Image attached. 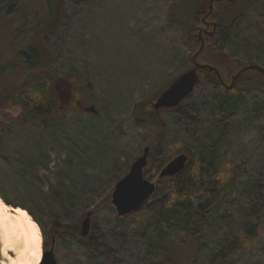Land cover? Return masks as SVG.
<instances>
[{"label": "rangeland", "instance_id": "1", "mask_svg": "<svg viewBox=\"0 0 264 264\" xmlns=\"http://www.w3.org/2000/svg\"><path fill=\"white\" fill-rule=\"evenodd\" d=\"M46 2L23 0L18 15L9 17L8 31L13 33L18 21L32 33L40 20L31 12L50 18ZM202 3L62 0L52 6L60 12L58 26L42 39L47 66L23 55L10 60L1 56L16 47L20 30L12 46L6 42L0 49V191L6 205L31 213L42 251L45 237L49 240L59 229L57 264H152L153 251L168 254L174 264H212L251 228L257 236L233 264H264V79L247 75L227 90L204 76L185 101L159 112L167 127L161 154L152 162L165 161L158 174L179 155L189 163L170 184L159 183L158 174L149 181L163 190L172 186L183 197H197L179 200L175 212H187L172 217L160 244L156 237L164 192L122 219L111 205L122 173L155 136L154 126L142 119L146 109L193 68L189 60L200 42L187 37L193 14L208 11L209 2L198 11ZM236 10H228L227 21ZM176 21L187 26L184 34L172 26ZM216 40L225 46L226 61L237 62L238 68H264V0L245 2L230 25L217 30ZM192 45L197 49L193 56ZM220 63L215 61L216 67L226 74ZM235 75L222 82L228 86ZM68 76L73 87L59 80ZM50 94L60 115L52 124L43 120L35 102L39 97L49 101ZM220 159L230 170L231 183L222 192L205 195V183L195 180L191 170L199 163L201 173L211 178ZM149 160L151 172L155 166ZM87 214L89 237L80 241L75 236Z\"/></svg>", "mask_w": 264, "mask_h": 264}, {"label": "trees", "instance_id": "2", "mask_svg": "<svg viewBox=\"0 0 264 264\" xmlns=\"http://www.w3.org/2000/svg\"><path fill=\"white\" fill-rule=\"evenodd\" d=\"M247 1L248 0H235L234 2H231L228 4L225 3L224 1L221 3L214 2L213 3V11L210 15V20L212 22L216 23L218 29L230 25L231 21L233 19H235L236 16L239 15L241 9L244 6V3ZM249 1H251V0H249ZM22 2H23V0H0V49H2L3 45H5L6 42H8V43L10 42L11 46H12L13 39H14V33L16 32V30H18V31L20 30V34L22 35L20 37V40L18 42H15L16 47L14 46L15 48L13 49L12 52L4 51L1 54V56L4 57V59L7 58L10 60V58H12V57L15 58L17 56L23 55L24 58H27V59L32 58L35 61L36 65L47 66V51L43 45L42 39L44 36H46V34L49 31L51 32L53 29L55 30V28L58 26L59 20H57V18L59 19L60 12L52 9V6L53 5L56 6V4H57V6H60V4L62 3V0H47L45 7L48 8L47 7L48 3L51 5V7H50V9H51L50 18H48V19L42 20V19H40V16H38L39 12H31L33 17H36L37 19L40 20V23H38L37 27L35 28V30L32 33H30V34L26 33L25 29L22 28L21 23L18 21L13 22V27L15 28V30L13 31V33H11L10 31H8L10 28V25H9V21L11 18L10 16L11 15H13V16L18 15L17 14L19 11L18 5L22 4ZM208 2H209V0H203V3L198 8V11L201 9H206ZM239 5H240V7H238ZM234 7L238 8V10H236L234 12V15L231 16L233 18L230 21H227V12L229 9L234 8ZM191 13H192V11L190 13L187 12V15H190ZM3 22L5 24H3ZM199 23H200V16L198 15V13L195 14V16L193 14V24L189 28L190 29L189 30V36L187 37V39L192 38L194 33H196V27L200 25ZM16 25H17V27H16ZM172 26L175 27L178 31L180 30L181 33H183V34L186 31V27H187L183 23H181V24H179V22L177 23V21L173 22ZM204 45L205 46L203 48L202 53L200 54V56H198L199 57L198 62H200L202 65H211V66H215V67H216V65L221 64L220 62L224 63V65L227 67V69L224 67L226 70L225 71L226 74H222V72L216 67L218 69V73L220 74L221 79H223L224 81H227L229 76H233L239 70H241L242 68L245 67L244 66V67L238 68L236 65L237 62L234 63V62H229V61L225 60V58L223 57V51H224L225 46L223 44H221L219 41H217L216 37L207 39L205 41ZM196 51H197L196 47L192 45L191 56H193ZM207 53H209V54H207ZM210 54H214L213 56L215 58L213 56H211ZM209 59H212V60L210 61ZM189 61H191V60H189ZM215 61H217L219 64H215ZM232 63H234V64H232ZM7 64H9V66L12 67L9 62H7ZM34 65L35 64L32 63V66H34ZM251 65H254V64H251ZM50 75L51 74H49V76ZM247 75H249L251 78H253L255 80L264 79V76H262L261 74L253 72V71H248V72L241 74V76L238 79V82H241V81L249 78ZM204 76L207 77L208 80H210L212 83L219 84V82L216 79V77L214 76V74L210 73L209 71H204V72L199 71L198 82ZM59 80L64 82V83H67V84L71 83L72 84L71 87H73V85L75 84V83H73L74 79L71 76H68L66 79H59ZM55 84H56V81L54 82V85ZM72 92L74 93V95H77L76 93H78V91H72ZM37 93H38V91H37ZM235 94H237V93H235ZM50 97L51 98L47 102H45L44 100L42 101V97H39V99L37 98L35 100V102L39 106V108L41 109V116H42L43 120L49 124H52V123L59 120L60 115L58 112L59 110L57 108L58 106H55V104H54L55 102H53L52 94H50ZM3 99H4V94L0 96V105L3 101ZM73 103H74V101L72 100V104ZM149 105H150V103H149ZM138 109L139 108L135 109V111H137ZM160 111L164 112V111H169V110L155 111L153 109V105H152L151 109L149 107L145 111L147 116L142 118V119H145V121L147 123L154 126V133H155L153 140L149 144L150 145V153L148 156V158H151V161L149 160L150 165H151V167L154 165L155 170L153 169L154 171L149 172L148 167L144 170V177L147 180H150L151 178L157 176L158 170L165 163V161H161L159 163L157 162V164L152 163L161 154L165 129L167 127V124H165V122H162V120L159 119V117H158V114ZM136 118L140 119L139 116ZM200 167H201V165L198 163L196 168L194 170H191V173L194 175L195 180L199 181L200 183H203V182L205 183V187H204L203 192H202L203 194L207 195V194H209V192H215V191L216 192H222L231 183L230 170L228 169L227 165L224 163L223 160L220 159L218 161L217 166L214 168V176L211 178H206V176L201 173ZM127 172H128V170L125 171L124 173H122L121 177L125 176V174ZM175 177L164 178V179H160V180L158 178L157 179H158L159 183L170 184L173 181V179H175ZM185 177H187V176H185ZM163 189L164 188L156 187L155 192H154L153 196L151 197L152 199H154L157 196H159L160 193L164 192L163 203H162L163 204L162 208H164V210H163L164 213H163L162 220L158 224V236L156 237L159 244L163 240V237L165 236L166 231L169 228V225H171V223H172V217L174 215L178 216L180 214H183L184 212H187V210H184V212L179 211V214L177 212H175L176 211L175 209L179 206V202H180L179 200L189 199V198L192 200L193 199L197 200V197H192L191 195H188L185 197L182 196L183 194L179 195L177 193V191L172 186L165 188V190H163ZM0 197L2 198V200L6 204L9 205V202L3 198L1 191H0ZM28 213L31 215L30 212H28ZM117 219H122V218L117 217ZM56 230H55L56 232H59V229H56ZM64 232L65 231L63 230V233ZM74 235H76V234H74ZM256 236H257L256 229L251 228L249 231L244 233L238 240H236L235 242H233V243L229 244L228 246H226L225 248H223L221 250L220 254L218 255L217 259L212 264H233L235 261L234 257L236 258V255L238 253L242 252V250L244 249L245 244L248 241L254 239ZM151 255L153 256L152 264H168V263L174 264L168 254L163 255V254H161V252H154L153 251Z\"/></svg>", "mask_w": 264, "mask_h": 264}, {"label": "water", "instance_id": "3", "mask_svg": "<svg viewBox=\"0 0 264 264\" xmlns=\"http://www.w3.org/2000/svg\"><path fill=\"white\" fill-rule=\"evenodd\" d=\"M221 0H209L207 13L201 12L199 14H205L202 18V22L212 13L213 3L220 2ZM212 31L207 33L208 37L214 35L216 24H210ZM199 37L200 48L197 53L192 57L191 61L193 68L179 76L160 96V98L153 104L155 111L168 110L177 107L192 93L198 82V72L209 71L213 73L219 84L227 90H232L235 83L238 81L241 74L253 71L264 76V68L249 65L239 70L231 83L226 86L220 77L217 69L209 66L202 65L196 62V58L200 55L204 47V41L201 39V33L197 35ZM262 140L264 144V131L262 133ZM150 152L149 147L143 149L142 155L135 159L131 164L127 174L120 179L114 186L111 194V205L114 207L118 218L127 217L138 210H140L151 196L155 192V184L144 178L143 172L147 166L148 155ZM188 163V158L185 155H179L173 160L168 162L159 172L158 179L172 178L185 170ZM90 231V215L87 214L85 219L81 223L79 235L81 238H85ZM40 264H56L54 253L49 250L46 253H42Z\"/></svg>", "mask_w": 264, "mask_h": 264}, {"label": "bare ground", "instance_id": "4", "mask_svg": "<svg viewBox=\"0 0 264 264\" xmlns=\"http://www.w3.org/2000/svg\"><path fill=\"white\" fill-rule=\"evenodd\" d=\"M0 200H2L1 197ZM6 207L10 219L5 221L3 215L0 214L1 256L6 261L1 264H40L42 249L38 224L25 209L20 207L11 208L8 205ZM16 209L26 213V216L17 219L19 213L15 211ZM2 212L3 209H0V213ZM5 244L8 245L7 248H5ZM37 245L39 248L38 258L32 254ZM8 253H13L14 257H10Z\"/></svg>", "mask_w": 264, "mask_h": 264}, {"label": "flooded vegetation", "instance_id": "5", "mask_svg": "<svg viewBox=\"0 0 264 264\" xmlns=\"http://www.w3.org/2000/svg\"><path fill=\"white\" fill-rule=\"evenodd\" d=\"M225 2V3H231V2H234L235 0H221L220 2L218 3H221V2ZM213 11V10H212ZM201 13V11L199 12ZM201 18H200V25L196 27V34L198 35L199 33H201V39H203L204 43L207 39H210V38H213V37H216V32L218 30V27L216 25V29H215V32H214V35L212 37H208L207 36V33H210L212 31V27L210 26V24L214 23L210 20V15L202 22V18L204 17L205 14H198ZM216 24V23H214ZM193 35V37H196L197 40H199V37L197 35ZM191 38H189L190 40ZM61 233L59 232H54L50 237H49V240H48V237H45V243H44V253L48 252L49 250L52 249L53 253H54V258L56 260V242L58 241V239L61 237ZM76 238H78L80 241H84L86 238H80L79 236H75ZM88 237H89V234H88ZM56 264H57V260H56Z\"/></svg>", "mask_w": 264, "mask_h": 264}, {"label": "snow or ice", "instance_id": "6", "mask_svg": "<svg viewBox=\"0 0 264 264\" xmlns=\"http://www.w3.org/2000/svg\"><path fill=\"white\" fill-rule=\"evenodd\" d=\"M0 209H3V212L0 213L3 215V219L5 221H7L8 219H10V217L7 215L8 213V209L5 205V202L3 200H0ZM17 213H19V216L17 217V219H19L20 217H24L26 216V213L22 212L20 209H16L15 210ZM34 227V225H33ZM8 245L5 244V248H7ZM6 254V253H5ZM33 256H36L37 258L39 257V248H38V245L36 246L35 250L32 252Z\"/></svg>", "mask_w": 264, "mask_h": 264}]
</instances>
